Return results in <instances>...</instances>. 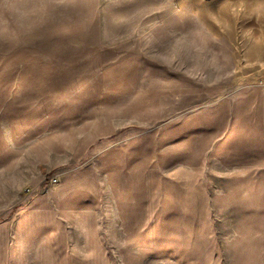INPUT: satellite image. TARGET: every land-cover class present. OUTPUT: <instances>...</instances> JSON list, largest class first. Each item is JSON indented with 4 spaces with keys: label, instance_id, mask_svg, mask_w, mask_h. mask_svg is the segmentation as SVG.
<instances>
[{
    "label": "rangeland",
    "instance_id": "1",
    "mask_svg": "<svg viewBox=\"0 0 264 264\" xmlns=\"http://www.w3.org/2000/svg\"><path fill=\"white\" fill-rule=\"evenodd\" d=\"M0 264H264V0H0Z\"/></svg>",
    "mask_w": 264,
    "mask_h": 264
}]
</instances>
